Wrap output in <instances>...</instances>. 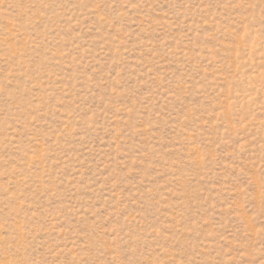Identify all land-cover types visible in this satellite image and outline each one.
Wrapping results in <instances>:
<instances>
[{
  "label": "rangeland",
  "instance_id": "rangeland-1",
  "mask_svg": "<svg viewBox=\"0 0 264 264\" xmlns=\"http://www.w3.org/2000/svg\"><path fill=\"white\" fill-rule=\"evenodd\" d=\"M0 264H264V0H0Z\"/></svg>",
  "mask_w": 264,
  "mask_h": 264
}]
</instances>
